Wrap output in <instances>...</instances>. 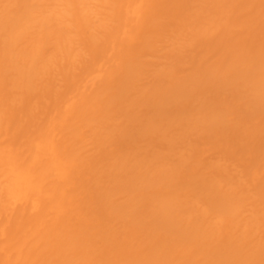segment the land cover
<instances>
[{
  "label": "bare ground",
  "instance_id": "obj_1",
  "mask_svg": "<svg viewBox=\"0 0 264 264\" xmlns=\"http://www.w3.org/2000/svg\"><path fill=\"white\" fill-rule=\"evenodd\" d=\"M0 264H264V0H0Z\"/></svg>",
  "mask_w": 264,
  "mask_h": 264
}]
</instances>
